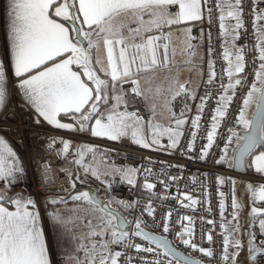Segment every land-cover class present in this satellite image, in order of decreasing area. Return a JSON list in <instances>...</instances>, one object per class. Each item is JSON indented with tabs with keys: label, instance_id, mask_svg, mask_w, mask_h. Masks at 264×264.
<instances>
[{
	"label": "snow or ice",
	"instance_id": "6c2138e0",
	"mask_svg": "<svg viewBox=\"0 0 264 264\" xmlns=\"http://www.w3.org/2000/svg\"><path fill=\"white\" fill-rule=\"evenodd\" d=\"M216 12L227 66L219 78L218 93L206 87L199 97L187 136L185 126L191 112L187 101L196 99V90L189 81L182 82L178 73L166 77V94L159 86L156 88L153 99L159 100L163 95L160 110L156 103H146L151 114L147 119L139 109L129 110V93L148 101L152 92L151 88L141 87L142 78L151 83L159 70L171 74L176 54L172 44L174 26L184 36L181 43L188 55L185 63L199 69L195 57L205 32L201 28L199 36H193L192 28L186 25L207 20L206 86L216 81L211 58V28ZM6 15L9 60L6 64L0 59V113L15 93L33 110L37 126L46 123L55 130L90 134L111 142L128 140L142 149L169 155L179 151L188 160L210 161L213 166L237 171L254 169L264 178V0H214V5L210 0H7ZM246 16L252 17V48L251 42L239 43L247 35ZM248 60L251 67L246 70ZM249 75H254V79L249 81ZM213 98L216 105L210 126L203 128L204 109ZM236 98L241 101L236 109L238 115L228 124ZM180 103L183 107L177 112L174 106ZM164 112L168 114L167 125L158 119ZM64 119L71 122H63ZM36 136L43 138L40 133ZM198 138L206 141L199 149ZM45 147L65 161L72 142L51 136ZM214 148L218 151L213 152ZM111 152L109 148L79 142L72 153L75 158L67 161L82 169L85 177L90 175L99 181L107 198L100 196L99 190H77L76 181L83 182L80 175L73 180L71 170L58 166L67 175L69 186L63 189L65 195L45 203L63 205L69 213L66 216L60 207L47 213L60 236L73 245L71 253L64 250L65 264H205L196 253L216 257L209 259L208 264H264V183L247 184L252 206L246 224H241L245 202L236 196L237 181L214 174L219 186L229 180L232 186L231 219L225 215V193L218 190L222 252L217 253L212 247L216 244V220L201 216L199 236L193 216H180L179 211L178 220H173L169 209L157 223L153 200L166 202L169 197H157L153 191L157 184L148 177L155 175L159 184L169 189L183 178L182 165L160 161L166 168L178 169L181 175H172L164 167L153 173L150 167L117 164L111 160ZM89 156L91 160L86 162ZM37 159L38 155L32 163ZM149 163L154 161L149 158ZM141 173L147 174L142 184L138 182ZM26 177L27 164L0 135V181L8 188ZM124 185L129 186L130 192L142 189L148 194L147 204L134 220L124 216L121 209L136 212L139 200L114 194L116 188ZM171 198L193 213L195 206L202 203L188 192ZM69 202L73 203L70 209ZM6 203L14 205L15 210ZM207 203L204 211L211 215V201ZM145 214L162 234L145 230ZM176 223L180 224L179 230L175 229ZM204 242L210 247H204ZM181 246L188 251L178 250ZM0 264H56L37 201L31 196L6 199L0 195Z\"/></svg>",
	"mask_w": 264,
	"mask_h": 264
},
{
	"label": "built area",
	"instance_id": "2783aa9c",
	"mask_svg": "<svg viewBox=\"0 0 264 264\" xmlns=\"http://www.w3.org/2000/svg\"><path fill=\"white\" fill-rule=\"evenodd\" d=\"M211 3L214 5V0H210ZM219 13L216 12L213 17V25L211 28L212 33V41H213V53H212V60L214 62V70L217 73V79L212 85L206 86V81L209 75L208 69V60L209 56L207 53V31H208V23L205 19L203 23L201 22H194L191 25L192 28V35L199 36L200 29L203 28L205 32V48H206V61L204 64V76L199 83L197 90H196V99L191 100L190 108L191 114L196 115V105L200 103L199 97L204 94L206 87L213 90L214 93H218L219 91V83H220V76L223 75V70L226 68V62L223 60V49L221 47V40L219 38V21H218ZM147 18V17H146ZM251 16H246L245 19V27L247 29V35L239 42L241 44L251 42L249 47L252 48L255 44V38L253 34V30L251 27ZM167 31V29H166ZM258 66V65H257ZM251 61L248 60L246 62V70L250 69ZM254 79V75H249L248 80L251 81ZM224 82H227V77H224ZM128 88V85L124 86ZM127 103L129 110H136L139 109L141 114L145 116V118L150 117V113L147 111L146 103L143 97H134L133 94L129 93L127 96ZM241 101L236 98L230 109V115L228 117V124L233 123L234 115H238L236 111L237 107ZM216 105V100L213 98L204 109V114L201 119V124L203 128H207L210 126L211 114L212 110ZM35 115L32 109L23 105L21 102H18L15 98L11 104L0 114V132L3 133L6 137H8L15 145L18 146L19 150L22 153L25 163L27 164V168L29 170L32 187L35 194L40 191H63V189L69 186L68 177L65 173H61L59 171V167H66L64 161L58 159L57 156L54 155V152L47 149L45 147V142L51 137L55 136L58 139H69L80 141V142H89L99 146L101 149L109 148L112 150L111 152V160L115 161L117 164L120 165H130V166H137V167H150L153 169V173H157L161 170L162 167L166 168V165H162L159 163L160 161L167 162V164L173 165H182L183 171L182 176L183 178L179 180L177 183L171 185L169 189H165L159 182L156 180L155 175L148 177V179L152 182L157 184L156 188L153 190L157 197H169V199L165 202L160 199H154L153 203L154 206L157 208L156 216H157V223H159V219L161 214L166 212L167 210L171 209L173 211V220H178L179 217L176 215L177 211H179V215H191L193 216L194 220L196 221L195 228L197 232V236H199L200 231V222L199 218L201 216H205L206 218H212L216 220V232H215V240L216 244L214 250L217 253L222 252V236L220 235V228H219V200L220 197L218 195V190L223 191L225 193V200L228 210L226 211L225 215L228 219H231L230 212H231V196H232V186L229 181L223 186H219L216 183L215 175H224L225 177H230L231 179H242L248 177L247 174H241L235 172L233 169H229L227 167H220V166H213L211 162H199L195 159L188 160L186 156H182L179 151L172 153L169 155L166 152H159L153 151L151 149H142L136 145H132L128 140H124L122 142H111L106 141L100 138H93L90 136H85L78 133H72L64 130H55L52 126L47 125L46 123H42L41 125L37 126L34 123ZM191 121V120H190ZM190 121L185 126L186 136H187V129L190 125ZM221 131H224V128H221ZM36 133H40L43 138L38 139ZM166 144V139L164 140ZM185 143V140L182 139L181 146ZM206 143L205 140L198 138L197 139V149H199L200 145ZM222 146V141H219ZM62 147V146H60ZM218 151L216 148L213 149V152ZM38 155V159L35 163H32L34 157ZM149 158L154 161V163H149ZM47 161L53 169L56 170L57 174V181L55 184L49 187H41V182L39 178V169L40 165ZM59 166V167H58ZM166 170L172 175H181V172L176 168H166ZM204 173H208V175H204ZM215 174V175H214ZM146 173L138 174V182L140 184L143 183ZM166 179V177H162ZM264 183V179H259ZM182 192L190 193L194 198L200 200L202 203L200 205L195 206L196 211L193 213L192 210L182 208L181 205L178 203L177 200L172 199L171 197H175ZM205 192H207V197L205 196ZM118 198H127L129 200L138 199L139 200V207L136 212H131L129 216V220H134L136 216L139 214V211L147 204L148 201V194L144 193L142 189H137L135 192H130V188L127 185L120 186L116 188L114 193ZM182 198V197H181ZM211 201V207L213 208V212L211 215L204 211V208L208 206L207 201ZM188 203V201H185ZM145 220L147 221L145 228L149 231H152L157 234H162L161 230L152 224L151 218L147 217L145 214ZM187 224V221L184 222ZM209 228L211 226H208ZM180 224H175V229L179 230ZM172 237L169 236V239ZM204 247H210L207 242H204ZM181 251H188L183 249L181 246L179 248ZM119 250V249H117ZM82 255V253L80 254ZM198 257L205 260V264H208L209 259L203 257L201 254L196 253ZM151 258V257H149ZM65 259L63 257L58 258V262L62 263Z\"/></svg>",
	"mask_w": 264,
	"mask_h": 264
},
{
	"label": "crops",
	"instance_id": "0c3cea01",
	"mask_svg": "<svg viewBox=\"0 0 264 264\" xmlns=\"http://www.w3.org/2000/svg\"><path fill=\"white\" fill-rule=\"evenodd\" d=\"M6 9H7V0H0V59H3L5 61V63L7 64L8 60H9V56H8V41H7ZM147 18L145 17V19H147ZM193 23L194 22H190L188 25H186V27H191V25ZM134 26L135 25H133V27ZM183 39H184V36L182 35V32L180 30H177L176 27L174 26L173 27L172 44L176 50V54L174 56V67L172 68L171 74H169L167 72V70H159L155 74V76L152 77L151 83H146L145 79L142 78L141 79V87L142 88H144V89L151 88L152 92H154V94H155L156 88L159 86L162 89V93L166 92L167 87H168L166 77H168L169 75H176L178 73L179 79L182 82L183 81H189L190 86L193 89L197 90V87H198L199 83L201 82V80L204 76V72H205V70H204V64L206 61L205 42H204V40H202V41H199V43H198L197 56L195 57V60L199 64V69H196V68L190 67L189 65H187L185 63V61L188 60V55L183 50L184 45L181 43V41ZM193 43L197 44V41H193ZM201 57L203 58L202 60H201ZM151 93L148 94L149 95L148 101H145V103H147V104L156 103L155 100L152 102V97L154 96V94L152 96ZM13 98H15L18 102H21L23 104L19 95L13 93V95L11 96V102L13 101ZM162 99H163V95L161 96L160 101ZM190 102H191V100L187 101L189 106H190ZM10 104H8V106ZM181 107H183L182 103L175 104L174 110L179 112ZM157 108H158V110H160V105L157 104ZM167 115H168L167 112H164L162 117H158V119L162 120V122L165 125H167V123H168V121L166 119ZM194 116H195V114L189 115V113H188V118H189L188 122ZM65 121L68 122V120H64L63 122H65ZM0 135L4 136V138L13 147L14 151H16L17 154L24 161V158H23L22 153L19 150L18 146L15 145V143H13L3 133L0 132ZM82 135L90 136V134H82ZM247 175H248V177H246V178L237 179V185H236V196L238 197V199H241L245 202V208L243 210H241L240 218H239L241 224H246V220L248 218V213L250 212V209L252 206L251 193L248 192V190H247V187H246L247 184L253 183V185L256 186L260 183H263L262 181L258 180L257 178L264 179L261 177L260 174H256L254 169H247ZM32 192H33V187H32L31 176H30L28 168H27L26 179L24 181L16 184V185H14V186H9L8 188H5L4 182L0 181V195H4L6 197V199L14 198L16 196H21V197L27 198V197L31 196ZM5 206H8L10 210H15L14 205H11L10 203H6ZM38 209L41 213L42 226L45 228L46 240H47L48 244L50 245V248H51V250L55 256L56 264H65V261L62 263L58 262V258L63 257L65 259V256L67 254V253H65V251L61 248V246L59 244L60 243V241H59L60 232H59V230H57V227H55L53 225V223H51L49 220L44 218L41 209L40 208H38ZM257 231H258V225H257ZM257 243H259V240L257 241Z\"/></svg>",
	"mask_w": 264,
	"mask_h": 264
},
{
	"label": "rangeland",
	"instance_id": "374dc122",
	"mask_svg": "<svg viewBox=\"0 0 264 264\" xmlns=\"http://www.w3.org/2000/svg\"><path fill=\"white\" fill-rule=\"evenodd\" d=\"M153 94H154V92L151 93L152 96H153ZM163 94H166V92H163ZM154 100L155 99H153V97H152V102ZM155 102L158 105H160L161 102H162V100L161 101H160V99L159 100H155ZM68 122H69V120H68ZM64 131H67V130H64ZM85 136H87V135H85ZM71 142H72V147L70 148L69 155L67 156V159L64 161V164L73 173V177H72L73 180H75L76 175L79 174L80 177H81V180L83 181L82 182L83 184L94 186L97 190H99V192H98L99 195L104 196L105 198H107L108 193H107V191L104 189L103 185L99 181H97L94 177H91L90 175L88 177H85L84 174H83V170L82 169L78 168L74 164H70V163L67 162V161L73 160L75 158L72 155V153L75 152V146L80 141H75V140L73 141V140H71ZM90 160H91V157L90 156L86 158V162H89ZM76 182L81 183L80 181H76ZM61 195H65V193L63 191L48 190V191H40L37 194H35L34 191H33L32 194H31V197L34 198L37 201V207L41 209L44 218L47 219V220H49L52 223L51 219L47 216V213L50 212V211L55 210L56 207H60L62 210H64V214L66 216L69 215V213L64 209V206L63 205H60V206L47 205L46 206V203L45 202L48 199H50V198H57V197H59ZM72 207H73V203L72 202H69V204L67 205V208L70 209ZM121 212L127 218H129V216H130L129 211H124L123 209H121ZM57 230H59V229L57 228ZM59 241H60L59 244H60L61 248L63 250H67L68 253H71V250L73 248V245L69 241V239L68 238H62L60 236Z\"/></svg>",
	"mask_w": 264,
	"mask_h": 264
},
{
	"label": "clouds",
	"instance_id": "9594fccd",
	"mask_svg": "<svg viewBox=\"0 0 264 264\" xmlns=\"http://www.w3.org/2000/svg\"><path fill=\"white\" fill-rule=\"evenodd\" d=\"M39 178L41 182V187H49L56 183L57 174L56 170L49 167L46 163L40 165Z\"/></svg>",
	"mask_w": 264,
	"mask_h": 264
},
{
	"label": "water",
	"instance_id": "95a60500",
	"mask_svg": "<svg viewBox=\"0 0 264 264\" xmlns=\"http://www.w3.org/2000/svg\"><path fill=\"white\" fill-rule=\"evenodd\" d=\"M234 170V169H233ZM235 172H237V173H241V174H247V169L246 170H244V171H237V170H234ZM93 189V190H97L94 186H92V185H88V186H86L85 187V190H87V189ZM101 196V195H100ZM103 197V196H102ZM105 198V197H104ZM123 214V213H122ZM124 215V214H123ZM125 216V215H124ZM145 230L146 231H149V230H147L146 228H145ZM152 232V231H151ZM155 234H157V233H155ZM157 235H159V234H157ZM178 250H180V249H178Z\"/></svg>",
	"mask_w": 264,
	"mask_h": 264
},
{
	"label": "trees",
	"instance_id": "16d2710c",
	"mask_svg": "<svg viewBox=\"0 0 264 264\" xmlns=\"http://www.w3.org/2000/svg\"><path fill=\"white\" fill-rule=\"evenodd\" d=\"M64 120H68V119H64ZM86 186L88 185L77 182V190H84Z\"/></svg>",
	"mask_w": 264,
	"mask_h": 264
}]
</instances>
